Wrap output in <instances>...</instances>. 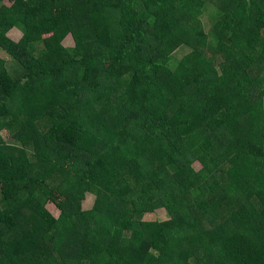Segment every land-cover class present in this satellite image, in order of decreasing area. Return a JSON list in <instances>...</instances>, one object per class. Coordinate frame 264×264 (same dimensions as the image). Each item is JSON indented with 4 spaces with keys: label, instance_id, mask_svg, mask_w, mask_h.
<instances>
[{
    "label": "trees",
    "instance_id": "1",
    "mask_svg": "<svg viewBox=\"0 0 264 264\" xmlns=\"http://www.w3.org/2000/svg\"><path fill=\"white\" fill-rule=\"evenodd\" d=\"M207 1L0 0V264H264V0Z\"/></svg>",
    "mask_w": 264,
    "mask_h": 264
},
{
    "label": "rangeland",
    "instance_id": "2",
    "mask_svg": "<svg viewBox=\"0 0 264 264\" xmlns=\"http://www.w3.org/2000/svg\"><path fill=\"white\" fill-rule=\"evenodd\" d=\"M217 13H219V12L217 11V8H216L214 1H211V0L207 1V6L204 10L203 15L201 16V22L203 24L205 31L207 33H209L210 35H212L214 33L215 23H216V21H218V19L216 17ZM22 34H23V32L21 29L15 28L14 30H12L9 33V36L14 41H18L22 37ZM63 45L69 49L74 48L75 43H74L72 36H68L63 41ZM189 51H190V48L182 46L173 54V58L175 60H179L185 54H187ZM0 58L4 59L6 61L7 67L9 69L13 68V67L17 68V64L15 62H13V60L1 49H0ZM9 69H8V71L11 73V71ZM194 166L196 167V169L200 168V165L198 163H196ZM94 202H95V196L91 193H88L86 195V199H85V202L83 204V209L85 211L91 210L93 205H94ZM46 208L55 218L59 217L60 213L54 205L49 203ZM152 219H157L160 221L161 220H167V219H169V214L165 209H159V210L155 211Z\"/></svg>",
    "mask_w": 264,
    "mask_h": 264
}]
</instances>
